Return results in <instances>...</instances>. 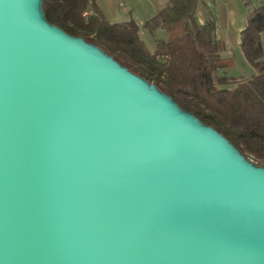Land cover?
<instances>
[{"label": "water", "instance_id": "95a60500", "mask_svg": "<svg viewBox=\"0 0 264 264\" xmlns=\"http://www.w3.org/2000/svg\"><path fill=\"white\" fill-rule=\"evenodd\" d=\"M0 264H264V166L43 0H0Z\"/></svg>", "mask_w": 264, "mask_h": 264}, {"label": "trees", "instance_id": "16d2710c", "mask_svg": "<svg viewBox=\"0 0 264 264\" xmlns=\"http://www.w3.org/2000/svg\"><path fill=\"white\" fill-rule=\"evenodd\" d=\"M201 4L202 0H170L147 21L150 31L161 27L169 35L151 52L136 22L110 23L98 0H43L49 22L112 55L217 129L247 159L264 166V4L249 13L241 33V47L257 73L235 88L218 74L216 21L205 13L200 22ZM89 6L93 15L87 18Z\"/></svg>", "mask_w": 264, "mask_h": 264}, {"label": "rangeland", "instance_id": "374dc122", "mask_svg": "<svg viewBox=\"0 0 264 264\" xmlns=\"http://www.w3.org/2000/svg\"><path fill=\"white\" fill-rule=\"evenodd\" d=\"M212 1L216 2H214L215 10L217 11L216 34L220 42V50L218 52L219 59L216 61V64L218 65V74L226 76L231 80L229 87L235 88L238 82L250 79L257 73V71L241 47L239 28H232L229 26V22H227V15L229 14L228 7L225 19L224 10L226 6L224 7V0ZM234 3L245 11V16L247 18L252 10L264 4V0H234L233 5H235ZM221 11H223V13ZM206 13L213 16V12L210 9H208ZM92 15L93 11L91 6H89L85 12V16L88 18ZM139 35L147 48L152 50L155 46L154 35L152 32L148 28L141 26ZM251 160L256 162L254 159Z\"/></svg>", "mask_w": 264, "mask_h": 264}, {"label": "crops", "instance_id": "0c3cea01", "mask_svg": "<svg viewBox=\"0 0 264 264\" xmlns=\"http://www.w3.org/2000/svg\"><path fill=\"white\" fill-rule=\"evenodd\" d=\"M169 1L170 0H98V5L99 9L110 23L134 21L138 24L140 31L141 26L145 27V23L156 16ZM214 2L212 0H202L201 11L198 15L201 23H204L205 13L210 9L213 12L212 17L217 25V11L215 10ZM233 2L234 0H224V7L226 6L224 16L226 19L228 7L229 14L227 15V22H229L230 27L239 28L241 43V33L248 23V16L246 18L245 11L236 6V3L233 5ZM221 12L223 13V11ZM151 32L154 35L155 46L150 51L154 52L157 49L158 42L161 40L167 41L169 35L167 31L161 27Z\"/></svg>", "mask_w": 264, "mask_h": 264}]
</instances>
